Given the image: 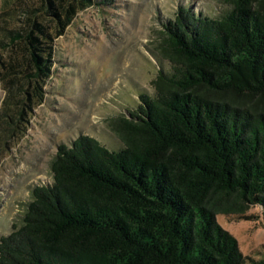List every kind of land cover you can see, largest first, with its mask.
<instances>
[{
  "label": "trees",
  "instance_id": "trees-1",
  "mask_svg": "<svg viewBox=\"0 0 264 264\" xmlns=\"http://www.w3.org/2000/svg\"><path fill=\"white\" fill-rule=\"evenodd\" d=\"M95 4L39 0L5 29L0 80L22 93L19 118L44 102L56 38ZM226 4L217 17L180 6L164 24L171 69L112 121L123 145L60 144L52 182L0 237V264H248L216 216L264 223V0Z\"/></svg>",
  "mask_w": 264,
  "mask_h": 264
},
{
  "label": "rangeland",
  "instance_id": "rangeland-1",
  "mask_svg": "<svg viewBox=\"0 0 264 264\" xmlns=\"http://www.w3.org/2000/svg\"><path fill=\"white\" fill-rule=\"evenodd\" d=\"M38 5L39 0H0V43L8 41L6 28H17L22 9ZM180 6L216 17L228 7L226 0H96L56 38L43 103L19 118L15 102L22 93L8 97L0 80V237L22 224L33 188L52 182L60 144L84 134L112 149L123 145L112 121L135 109L140 93L154 94L158 71L171 69L160 42L164 24ZM10 50L0 46V58L6 60ZM260 213L252 207L247 215ZM216 217L238 239L248 264L264 259L262 219Z\"/></svg>",
  "mask_w": 264,
  "mask_h": 264
}]
</instances>
